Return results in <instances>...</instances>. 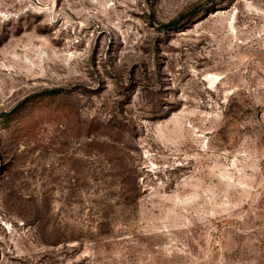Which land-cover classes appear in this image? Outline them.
<instances>
[{
  "label": "rangeland",
  "instance_id": "obj_1",
  "mask_svg": "<svg viewBox=\"0 0 264 264\" xmlns=\"http://www.w3.org/2000/svg\"><path fill=\"white\" fill-rule=\"evenodd\" d=\"M0 264H264V0H0Z\"/></svg>",
  "mask_w": 264,
  "mask_h": 264
},
{
  "label": "bare ground",
  "instance_id": "obj_2",
  "mask_svg": "<svg viewBox=\"0 0 264 264\" xmlns=\"http://www.w3.org/2000/svg\"><path fill=\"white\" fill-rule=\"evenodd\" d=\"M219 79H221V77L219 75H213L210 77V82L212 85H214L216 82L219 81Z\"/></svg>",
  "mask_w": 264,
  "mask_h": 264
}]
</instances>
